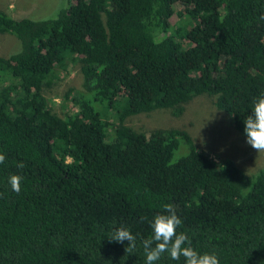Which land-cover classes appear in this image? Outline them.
Here are the masks:
<instances>
[{"label": "trees", "instance_id": "trees-1", "mask_svg": "<svg viewBox=\"0 0 264 264\" xmlns=\"http://www.w3.org/2000/svg\"><path fill=\"white\" fill-rule=\"evenodd\" d=\"M0 33L22 43L0 56V264H145L141 242L165 203L197 251L264 264V167L216 160L185 129L126 123L157 109L180 116L207 94L245 136L264 95V0H69L53 18L0 10ZM70 64L83 88L62 116L46 92ZM120 226L135 253L110 242ZM157 264L185 261L164 254Z\"/></svg>", "mask_w": 264, "mask_h": 264}, {"label": "rangeland", "instance_id": "rangeland-1", "mask_svg": "<svg viewBox=\"0 0 264 264\" xmlns=\"http://www.w3.org/2000/svg\"><path fill=\"white\" fill-rule=\"evenodd\" d=\"M68 5L69 0H0V10L15 18H53ZM181 7H175V14L170 19V24L175 28L183 25L180 23ZM21 49L22 43L15 35L0 33V56L7 57ZM69 70L60 74V78L46 92L53 100L54 111L62 116L66 112L76 110L70 101V94L83 88L80 65L70 64ZM215 101L214 97L204 94L190 101L180 116H175L170 109H157L130 116L126 123L138 131L145 132L158 128L185 129L192 135L200 151L216 160L231 158L248 173H257L264 167V152H257L246 143V137L235 127L232 118L220 109ZM186 152L182 144L173 154L171 161H177Z\"/></svg>", "mask_w": 264, "mask_h": 264}, {"label": "clouds", "instance_id": "clouds-1", "mask_svg": "<svg viewBox=\"0 0 264 264\" xmlns=\"http://www.w3.org/2000/svg\"><path fill=\"white\" fill-rule=\"evenodd\" d=\"M244 125L246 143L257 152H264V95L254 101L251 113L244 119ZM5 159V154L0 153V164L4 163ZM17 167H24L23 162H19ZM21 181L22 177L18 174L9 177L11 189L16 193L21 191ZM162 207L163 212L156 214L150 222L151 236L141 242L146 257L145 264H157L164 254L172 260L184 257L185 264H220L214 252L197 251L192 247L191 239L185 232H177L182 219L173 204L165 203ZM108 238L110 242L128 241L125 253H135L136 236L129 228L116 227Z\"/></svg>", "mask_w": 264, "mask_h": 264}]
</instances>
